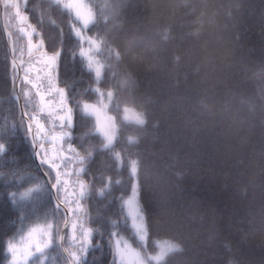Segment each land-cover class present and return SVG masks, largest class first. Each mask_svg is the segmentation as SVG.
Listing matches in <instances>:
<instances>
[{"label": "trees", "instance_id": "16d2710c", "mask_svg": "<svg viewBox=\"0 0 264 264\" xmlns=\"http://www.w3.org/2000/svg\"><path fill=\"white\" fill-rule=\"evenodd\" d=\"M90 2L101 23L106 5H119L114 45L122 57L113 70L103 69L99 86L128 77L135 81L131 89L120 85L110 109L118 116L113 148L121 152L119 161L115 151L100 146L92 117L77 105L97 94L94 74L70 34V10L53 0H26L22 7L53 46L60 38L52 21L64 29L58 82L75 110L74 153L79 158L92 153L83 165L90 176L83 178L95 186L86 197L87 215L88 226L98 230L93 243L100 241L89 248L84 264H115L106 237L116 230L129 234L121 198L132 183V160L138 165L149 242L169 239L181 246L161 264H264V0ZM4 4L10 29L13 8ZM93 28L90 24L88 32L95 37ZM97 55L103 64L113 59L104 48ZM13 76L0 20V135L10 141L0 158V264L10 262V239L56 211L33 149L18 128ZM123 106L144 112L145 125L123 121ZM129 136L137 142L129 144ZM9 192L16 193L15 203ZM24 192L29 195L21 199ZM50 264H65L55 245Z\"/></svg>", "mask_w": 264, "mask_h": 264}, {"label": "snow or ice", "instance_id": "6c2138e0", "mask_svg": "<svg viewBox=\"0 0 264 264\" xmlns=\"http://www.w3.org/2000/svg\"><path fill=\"white\" fill-rule=\"evenodd\" d=\"M56 3L57 5L63 4L64 8L70 10L67 18L70 34L75 37L79 55L86 58L87 68L90 72H94L96 81H99L102 69L113 70L115 63L119 62L122 57L121 51L114 45L115 29L118 27L114 21L119 15V5H106L108 11L104 14L103 23H101L100 18L94 17L90 9L85 11L87 6L84 4V0H67L66 3L64 0H56ZM8 6L16 10L15 15L19 20H28V17L22 14L18 4L11 3ZM52 24L58 30L60 38L58 42H55V46L52 45L50 39L42 37L41 33L31 24L28 25L31 32H25L24 28L20 29L28 37L27 52L30 67L24 68L21 78L18 69L23 67V62L18 65L13 60L12 71L16 74L13 76V83L19 81L18 86L24 92L25 97L28 96V85H31V88L35 90V103H26L25 110L21 111L20 114L18 128L23 131L25 138L30 143L41 172L47 178L46 183L51 190L53 206L56 211L55 216H52L51 219L45 218L43 223L28 228L20 236L19 241L8 242L6 251L11 257L9 264H29L33 257L36 259L32 261V264H43L46 250L54 245L60 247L65 254V264H84V257L89 248L96 247L100 243L98 239L95 244L93 243L94 232L98 230L88 226L89 217L87 215L86 197L90 190H95V186L92 184V179L80 178L81 173H84L85 177H89L90 173L86 176L84 167L76 170V181L73 182L74 198L70 200L68 198L70 181L65 177L71 176L72 173L62 171V167L66 169L68 163L71 162L72 157L69 153L75 152L73 144L68 142L71 138L69 130L73 125V107L66 96L65 89L58 86L59 58L64 51L62 47L64 43L63 25L55 20L52 21ZM90 24L94 25L90 31H97L99 35L95 37L89 35L86 40L85 30L89 29ZM85 42L88 44L87 49L84 47ZM101 48L106 49L113 58L107 64H101L98 60L93 59L94 52ZM70 51L76 55L75 48ZM33 58H35L34 63L32 62ZM33 69L36 73L35 80L32 75ZM105 79L108 81L107 73H105ZM121 84L129 89L135 87V81L131 77L118 81L115 85L108 81L106 86L93 89L100 97L97 104L83 102L81 105L77 102L78 107L85 114L94 117L95 131L103 138L100 146L105 149L111 148L113 151H115L113 142L116 140L118 116L108 114L110 111L109 104L104 101L107 99L111 103L114 95L118 98ZM105 87L115 88V92L108 90L105 94V91L102 90ZM57 96L59 97L58 100L55 99ZM132 103H135L134 98ZM54 104L59 106L54 107ZM124 113V121L134 122L141 127L145 125L144 112H136L132 108L125 107ZM49 122L53 124L52 131H48ZM56 129H59L58 133ZM9 142L8 138L0 135V158H3L4 153L8 150ZM136 142V137H128L129 144ZM56 143L60 144V149L55 156H52L50 146ZM65 143H68L67 149L64 148ZM91 154V151H85V155L80 158L79 163L84 165ZM115 158L119 161L121 152L115 151ZM131 172L132 176L135 177L137 174V162L135 160L131 161ZM75 185H78V190ZM105 187H107V182L103 185V188ZM131 188V197L128 199L121 198L122 207L126 209L127 215L131 219V226L135 230L136 236L139 241L143 242L149 237L150 225L147 223L140 192H138L134 180L131 183ZM29 192L21 193V199L27 198ZM8 195L10 201L15 203L16 193L9 192ZM65 230H67L66 233ZM106 239L112 246L113 255L117 258L115 264H128L129 255L135 257V264H149L151 260L160 262L164 261L170 253L181 251L179 243L164 241L157 244L159 252L155 256L141 257V253L134 251L118 232L111 231ZM62 241H67V244H62Z\"/></svg>", "mask_w": 264, "mask_h": 264}, {"label": "rangeland", "instance_id": "374dc122", "mask_svg": "<svg viewBox=\"0 0 264 264\" xmlns=\"http://www.w3.org/2000/svg\"><path fill=\"white\" fill-rule=\"evenodd\" d=\"M4 1V0H3ZM7 2L9 3H16L19 5L20 9H21V12L23 15H26L24 13V11L22 10V7L24 6L26 0H6ZM56 2V0H53ZM67 0H64V3H66ZM84 4L87 6L85 11L87 10H91L92 11V14L94 16V13H93V7H92V4L90 2V0H84ZM61 6L63 7V4H61ZM3 7L5 8V4L3 3ZM6 10L9 12V9L8 7L6 6ZM15 9L13 8V14H14V17H13V20L12 22L10 23V29L9 32H10V35L13 37L14 36V40H15V43H16V48H14V52L16 53V59H17V62L18 64H21L23 62V67L20 68L21 70V78L23 76V71H24V68H29L30 67V63H29V60H28V52H27V39L28 37L20 31L21 28H24L25 32H31V28L28 27L29 24L32 25V27H35L29 20H26V21H21L19 20L16 15H15ZM9 15L7 16V23L9 25ZM3 30V29H2ZM4 34V33H3ZM91 35L89 32H88V29L85 30V38L87 40V37ZM93 36V35H91ZM94 37V36H93ZM4 39H5V35H4ZM36 39L35 35H34V40ZM7 44V43H6ZM84 47L85 49L88 48V44L87 42H85L84 44ZM98 51L94 52L93 54V59L94 60H98L101 64H103L100 60H99V57L97 55ZM85 58V57H84ZM86 59V58H85ZM87 61V60H86ZM33 63L35 62V58H33ZM94 74V72H93ZM32 75H33V79L35 80V77H36V73H35V70L33 69L32 70ZM103 75V69H102V74H101V77ZM94 77H95V74H94ZM96 81V79H95ZM13 86V84H12ZM58 86H61L64 88V86H62L59 82H58ZM96 87H100L99 86V81H96L95 84H94V88ZM13 88V87H12ZM65 89V88H64ZM22 90V89H21ZM27 91H28V96L25 97L24 95V92L22 91V97L24 100H30L31 103H35V90H33L31 88V85H28L27 86ZM108 91V90H107ZM106 91V92H107ZM66 92V90H65ZM105 92V94H106ZM67 96V94H66ZM56 100L59 99V97L57 96L55 98ZM100 99V97L97 95L96 99L94 101H83V102H87V103H90V104H97L98 100ZM82 102V103H83ZM105 103H108L109 104V109L113 108V103H109L107 101V99H105L104 101ZM81 103V105H82ZM17 106H18V109H19V112L21 113V109L17 103ZM54 107H58L59 105L58 104H54L53 105ZM24 107V110H25V106ZM73 107V106H72ZM125 107H129V108H132L133 111H136V112H141L139 110H137L136 108L132 107V106H123L121 108V111H120V118L124 121L123 117L125 115L124 113V108ZM79 110L84 113L80 107H79ZM85 114V113H84ZM109 115H113L114 116V113L109 111L108 113ZM87 115V114H86ZM90 116V115H89ZM92 117V116H91ZM74 118H75V110H74V107H73V125H74ZM92 120L94 122V129H95V119L94 117H92ZM127 122H131V121H127ZM134 123V122H133ZM73 125H72V128H73ZM52 128H53V124L51 122L48 123V131H52ZM72 128L69 130L70 132H72ZM56 132L58 133L59 132V129H56ZM99 134V133H98ZM116 134H117V128H116ZM103 139V138H102ZM44 142V141H42ZM69 143H71V141L69 140L68 141ZM114 143V142H113ZM68 147V143H65L64 144V148L67 149ZM60 149V144L59 143H56L55 145H51L50 146V154L52 156H55L56 155V152ZM69 155L72 157L71 159V162L68 163L67 165V168H63L62 167V171H68V172H71L72 175L71 176H68V177H65L66 179H69L70 181V184H69V188H68V198L70 200H72L74 197H73V182L76 181V176H75V172L78 168L80 167H83V165H81L79 163L80 161V158L79 156H77L75 153H69ZM121 160V159H120ZM59 162V161H58ZM137 162V161H136ZM138 167V165H137ZM129 171H130V174L132 175V172H131V163L129 165ZM54 175V174H53ZM133 177V176H132ZM80 178L81 179H84L83 178V173L80 174ZM135 181V183L137 184V189H138V179H137V174L135 177H133L132 181ZM76 189L78 190V185H75ZM129 189H130V192H129ZM128 189V194L127 196H124L123 199H128L129 197H131L132 195V188L130 186V188ZM139 192V191H138ZM139 199V197H137ZM125 211V214L126 216L127 215V211L126 209H124ZM128 224H129V227H130V233L127 235V234H124V233H121L119 232V234L123 237L124 240H126L130 245H131V248L134 250V251H137V252H140L141 253V257H151V256H155L158 252H159V248L157 247V244L158 243H163L164 241H169L171 243H178L176 241H173V240H169V239H159V240H153L152 242H149V239L146 238L145 241L141 242L139 241L138 237L136 236L135 234V230L132 228L131 226V219L130 217H128ZM38 224H35V225H32L30 227H33V226H36ZM28 227V228H30ZM27 228V229H28ZM27 229L24 231L26 232ZM24 232H22V235L24 234ZM20 239V236L17 237V238H12L10 239L11 242H17L19 241ZM9 241V242H10ZM156 247V248H155ZM9 257H10V254H9ZM167 258V256L165 257V259ZM11 259V257H10ZM36 257H33L31 258V260L29 261V264H32V261L35 260ZM117 260V258H116ZM10 261V260H9ZM163 261H160V262H157L155 260H151L149 261V264H161ZM43 264H50V248L48 250H46V255H45V258H44V261H43ZM128 264H135V257L134 256H131L129 255L128 257Z\"/></svg>", "mask_w": 264, "mask_h": 264}, {"label": "water", "instance_id": "95a60500", "mask_svg": "<svg viewBox=\"0 0 264 264\" xmlns=\"http://www.w3.org/2000/svg\"><path fill=\"white\" fill-rule=\"evenodd\" d=\"M0 20H1V26H2V29H3V33L5 35V41L7 43V49H8V54H9V58H10V63H11V67H12V63H13V60H15V62L17 63L16 59H15V56H14V45H13V37L10 35V32L7 28V25H6V20H5V16H4V7H3V0H0ZM18 64V63H17ZM18 73H19V76L21 77V71H20V68L18 69ZM17 85V87L19 88L18 84H19V81H17L15 83ZM13 83V86L15 85ZM14 95H15V99L20 107V111H23L24 110V107H23V104H22V101L20 99V95L18 94V98L16 97V93L14 91ZM35 158V157H34ZM35 161H36V165L41 173V175L43 176V173L41 172V168H40V165L38 164L36 158H35ZM45 182L47 181V178H45L43 176ZM47 184V183H46ZM48 188H49V185L47 184ZM49 191H50V194H51V190L49 188ZM52 196V194H51ZM53 199V197H52ZM67 230H65V233H66ZM62 244H64V241L61 242ZM60 248V247H59ZM61 250V253L64 257V260H66V256L65 254L62 252V249L60 248Z\"/></svg>", "mask_w": 264, "mask_h": 264}, {"label": "bare ground", "instance_id": "6f19581e", "mask_svg": "<svg viewBox=\"0 0 264 264\" xmlns=\"http://www.w3.org/2000/svg\"><path fill=\"white\" fill-rule=\"evenodd\" d=\"M4 16H5V14H4ZM14 91H15V93H16V97H17V98H18V94L20 95V99H21V101H22V104H23V106H25L24 101H23L22 96H21V93H20V89L17 87L16 84L14 85ZM14 96H15V95H14ZM64 244H65V243H64Z\"/></svg>", "mask_w": 264, "mask_h": 264}]
</instances>
